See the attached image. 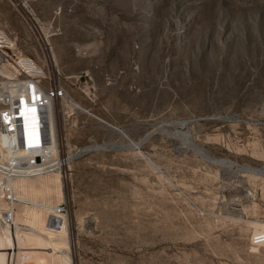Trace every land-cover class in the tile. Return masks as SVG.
Wrapping results in <instances>:
<instances>
[{"label":"rangeland","instance_id":"1","mask_svg":"<svg viewBox=\"0 0 264 264\" xmlns=\"http://www.w3.org/2000/svg\"><path fill=\"white\" fill-rule=\"evenodd\" d=\"M0 40L67 90L0 264H264V0H0Z\"/></svg>","mask_w":264,"mask_h":264},{"label":"built area","instance_id":"2","mask_svg":"<svg viewBox=\"0 0 264 264\" xmlns=\"http://www.w3.org/2000/svg\"><path fill=\"white\" fill-rule=\"evenodd\" d=\"M4 49L0 40V79H5L0 81V197L7 207L0 208V221L9 227L14 225L15 206L21 202L9 181L20 176L62 174L67 156L61 154L58 139L53 140L48 134L46 120L48 106L55 100H64L67 90L49 80L34 60L35 63L17 64L15 73L3 76V60H7ZM22 103L27 110L25 116H20ZM22 119L26 120V127ZM99 120L109 125L107 118ZM53 212L67 215L66 202L57 203Z\"/></svg>","mask_w":264,"mask_h":264},{"label":"bare ground","instance_id":"3","mask_svg":"<svg viewBox=\"0 0 264 264\" xmlns=\"http://www.w3.org/2000/svg\"><path fill=\"white\" fill-rule=\"evenodd\" d=\"M5 48H6V47H5ZM16 63H17V62H16ZM35 98H36V97H35ZM20 116H25V114H21V113H20ZM22 120H23V123H25L24 126L26 127V126H27V125H26V120H24V119H22ZM34 121H35V122L37 121L36 118H34ZM46 121H47V120H46ZM46 125H47V124H46ZM20 261H22V262L25 264V263H28V262L30 263V262H31V259H30L29 256H22L21 259H20Z\"/></svg>","mask_w":264,"mask_h":264}]
</instances>
